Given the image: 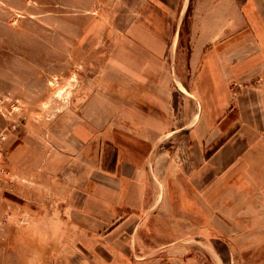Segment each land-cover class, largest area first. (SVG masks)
<instances>
[{"label": "crops", "instance_id": "crops-1", "mask_svg": "<svg viewBox=\"0 0 264 264\" xmlns=\"http://www.w3.org/2000/svg\"><path fill=\"white\" fill-rule=\"evenodd\" d=\"M157 13L172 15L161 7L147 31L131 27L132 47L120 44L64 142L66 222L113 257L181 264L194 253L185 240L215 257L218 237L240 264H264V0H194L170 57Z\"/></svg>", "mask_w": 264, "mask_h": 264}, {"label": "rangeland", "instance_id": "rangeland-1", "mask_svg": "<svg viewBox=\"0 0 264 264\" xmlns=\"http://www.w3.org/2000/svg\"><path fill=\"white\" fill-rule=\"evenodd\" d=\"M193 3L179 16L182 0H0V264H147V257L111 256L105 242L74 240L65 214V167L74 154L64 142L84 105L109 83L103 76L120 44L130 46L131 27L147 31V15L172 11L152 17L172 31L170 57L178 27L179 51L185 46ZM183 244L193 246L194 257L181 264H240L237 248L218 237L215 257L207 241Z\"/></svg>", "mask_w": 264, "mask_h": 264}]
</instances>
